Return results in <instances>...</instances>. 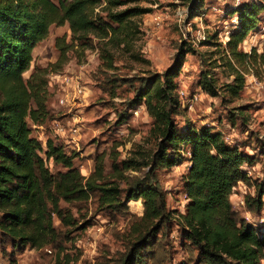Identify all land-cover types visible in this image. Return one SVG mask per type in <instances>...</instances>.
Returning a JSON list of instances; mask_svg holds the SVG:
<instances>
[{
  "label": "trees",
  "instance_id": "obj_1",
  "mask_svg": "<svg viewBox=\"0 0 264 264\" xmlns=\"http://www.w3.org/2000/svg\"><path fill=\"white\" fill-rule=\"evenodd\" d=\"M131 1L0 0V235L19 247L52 246L59 256L70 233L89 224L86 219H77L80 203L94 196L99 209L117 211L125 207L123 201L141 199L143 213L131 226L135 237L119 264H148L155 259L153 239L163 225L173 221L196 249L199 264H261L264 227L247 222L230 202L233 189L242 182L253 189L244 195L246 209L261 212L264 172L261 178H253L245 168L256 164L255 155L242 151L212 125L195 127L186 121L180 128L175 119L180 107L175 77L190 48L179 45L173 64L163 73L141 77L130 101V107L143 104L153 118L150 135L154 147L146 154L138 153L141 160H114V173L106 176L101 159L96 158L94 177L85 178L74 166V152L66 151L52 138L43 144L32 134L31 125H42L49 117V75L62 68L69 51L76 45L82 49L94 47L93 38L88 37L92 34L103 41L97 42L101 61L113 68L114 55L103 45L112 42L126 48L140 33L133 18L151 9L126 5ZM189 2L188 16L192 17L202 1ZM122 5L126 6L120 8ZM263 8L262 0H246L227 8L239 21L224 44L215 43L213 53L217 57L200 72L202 92L215 97L221 89L234 98L243 90L248 74L258 78L264 74V47L258 50L254 46L249 51L240 48L257 27ZM65 23L70 37H56V61L35 65L25 78L35 46L48 37L51 25ZM216 68L226 78L219 86ZM42 152L64 170L51 172ZM184 157L189 162L183 179L187 203L184 212L176 215L166 208L165 192L152 173L177 165ZM144 166L149 168L145 179L132 181L125 189L120 186L123 171ZM75 206L76 216L72 210Z\"/></svg>",
  "mask_w": 264,
  "mask_h": 264
},
{
  "label": "rangeland",
  "instance_id": "obj_2",
  "mask_svg": "<svg viewBox=\"0 0 264 264\" xmlns=\"http://www.w3.org/2000/svg\"><path fill=\"white\" fill-rule=\"evenodd\" d=\"M189 1L128 2L126 5L137 4L151 10L133 18L140 33L132 38L129 46L124 48L112 42L103 45L114 55L113 68H107L101 61L97 42L103 41L88 34L93 38L94 47L82 49L76 45L68 52L62 68L50 73L49 117L42 125H31L32 134L43 144L52 138L64 145L66 151L74 152V166L85 178L94 177L96 158L101 159L106 176L114 173V160L116 163L129 157L141 160L140 152L146 154L145 151L154 147L150 135L153 118L143 104L130 107V101L141 77L163 73L173 64L182 45L190 50L185 53L182 68L175 77L180 102L175 119L179 127H185L186 121L195 127L212 125L242 151L255 155L256 164L245 168L248 175L261 178L264 172V74L259 78L248 74L243 90L234 98L221 89L218 96H210L202 92L198 84L200 72L217 57L213 53L215 43L224 44L238 24L237 15L227 10L237 7V0H201L202 5L192 17L188 16ZM62 35H66L67 40L70 37L67 23L50 26L48 37L33 49V60L24 73L25 78L35 65L45 66L56 61V37ZM254 46L258 50L264 47V8L259 13L257 27L248 33L240 48L249 51ZM220 71V68L215 69L217 86L226 79ZM65 77L70 78L69 83L64 81ZM61 99L64 101L60 102ZM41 155L51 172L64 170L52 159L47 160L43 152ZM188 166L184 157L179 164L157 168L152 173L165 192L166 208L176 215L184 212L187 203L183 179ZM148 169L144 166L123 171V178L118 181L120 186L125 189L132 181L145 179ZM249 191L253 189L239 182L230 196L232 207L247 222L264 227V205L257 214L246 209L244 195ZM123 202L125 207L121 210L99 209L96 197L92 196L79 204V215L77 207H72L78 221L86 219L89 224L70 233L69 239L63 241L64 249L59 256L52 246L19 247L0 235V264H57L58 260L67 264H119L135 237L131 226L143 213L141 199ZM54 222L59 226L56 218ZM153 243L157 256L148 264H199L196 249L185 240L176 221L163 225Z\"/></svg>",
  "mask_w": 264,
  "mask_h": 264
},
{
  "label": "built area",
  "instance_id": "obj_3",
  "mask_svg": "<svg viewBox=\"0 0 264 264\" xmlns=\"http://www.w3.org/2000/svg\"><path fill=\"white\" fill-rule=\"evenodd\" d=\"M239 4H240V3H239V1L237 0L236 6L239 5ZM64 81H65L66 83H69V82H70V78H69V77H65V78H64ZM78 90L80 91V89H78ZM63 101H64V99H61V100H60V102H63ZM62 130H63V129H62Z\"/></svg>",
  "mask_w": 264,
  "mask_h": 264
}]
</instances>
